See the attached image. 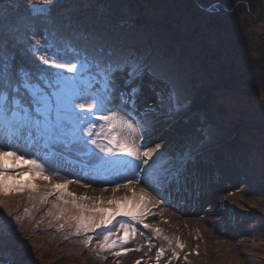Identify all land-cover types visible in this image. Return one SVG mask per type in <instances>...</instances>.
Instances as JSON below:
<instances>
[{
  "label": "rangeland",
  "instance_id": "rangeland-1",
  "mask_svg": "<svg viewBox=\"0 0 264 264\" xmlns=\"http://www.w3.org/2000/svg\"><path fill=\"white\" fill-rule=\"evenodd\" d=\"M32 3L44 6L42 0ZM32 23L54 32L48 38L58 47L103 48L105 53L111 50L113 59H131L145 68L138 81L137 111L127 118L151 122L148 143L160 144L162 156L155 175L149 170L140 183L128 187H123L126 180L135 177L122 162L114 166L122 175L103 179L108 173L74 168L62 157L54 160L58 172L45 171L47 181L26 166L10 170L8 194L0 193V227L6 233L0 240V264H148L128 259L124 250L129 243L122 239L120 223L129 224L130 230L134 226L146 244L151 242L155 260L150 264H241L245 257L250 259L246 264H264V0H55L46 18L30 16L28 0H0V30L6 44L15 48L17 57L9 55L16 75L13 65L27 53L29 62L24 61L32 72L49 67L39 60L45 53L29 51L31 30L26 26ZM118 84L123 89V80L118 78ZM89 87L99 85L86 81L84 88ZM169 92L186 108L169 113L165 99L163 105L153 104L155 112L144 113L156 93L166 98ZM219 122L221 136L213 139L209 131ZM197 141L198 153L187 165L186 178L169 183L159 169L172 168L173 157ZM26 175L29 181L19 180ZM116 184L121 187L114 191ZM168 184L175 190L184 186L178 201L175 194L169 201ZM117 209L144 212L143 222L150 227L116 216L108 226L116 233L109 243L114 240L116 246L102 248L106 230L92 221L110 218ZM81 216L87 230L79 226ZM198 240L202 256L186 249L189 241L200 246ZM161 246L165 251L157 262Z\"/></svg>",
  "mask_w": 264,
  "mask_h": 264
},
{
  "label": "snow or ice",
  "instance_id": "snow-or-ice-1",
  "mask_svg": "<svg viewBox=\"0 0 264 264\" xmlns=\"http://www.w3.org/2000/svg\"><path fill=\"white\" fill-rule=\"evenodd\" d=\"M42 3L44 6L38 7L32 0H28L29 15L46 18L55 0H42ZM26 30H31L30 51L34 55L37 52L45 53L48 58L40 56L39 60L42 65L49 67L34 72L21 68L17 80L12 72L13 57L7 54L6 41L0 30V193L8 194L6 174L10 170L26 166L47 181L50 176L44 174L46 170L59 171L54 163L55 158L67 159L71 154L87 157L89 161L94 159L104 168L116 162L124 163L135 178L127 179L123 187L140 183L141 179L149 175V170L155 175L158 171L155 165L160 161L162 153L160 144L149 146L151 122L136 117V123L127 118L137 111L141 95V84L138 81H142L145 68L131 59H113L111 50L105 53L103 48H98L96 55H88L71 46L58 47L48 38L55 33L35 23L28 24ZM118 78L123 80V89L118 84ZM85 79L90 85L98 84L99 87L84 88ZM156 96V101L146 105L144 113L155 112L153 104L163 105L165 99L169 113H177L186 108V104L171 92L166 98L162 93H156ZM116 100H119L118 105L114 103ZM122 112L126 115H121ZM137 137L141 143H137ZM21 142L23 148L19 147ZM199 144L200 141H197L181 153L179 158L173 157L176 164L172 168L159 169L165 173L169 183H179L186 178L187 165L195 159ZM37 149L41 151L38 153ZM21 151L24 155L18 154ZM29 155L32 158L26 159ZM141 173L144 176H140ZM145 182L149 181L145 179ZM149 186L154 187V184L150 183ZM54 187L62 190L64 185L55 184ZM120 187V184H116L114 191ZM69 195L75 196V193ZM145 199L142 191L141 203ZM120 215L137 221L145 229L150 227L143 222L144 212L132 210L122 213L117 209L110 218L92 221L95 228L103 227L106 230L102 248L116 246L114 240L109 243L110 237L116 233L109 230L108 226ZM77 219L81 222L80 227L86 230L89 228L83 216ZM119 229L123 230L122 239L127 242L129 224L120 223ZM131 231L134 235V226ZM155 231L160 233L161 229L156 228ZM4 235L6 233L0 227V240ZM86 243H91V237ZM180 247L184 245L180 244ZM164 251L163 246L158 249L157 261Z\"/></svg>",
  "mask_w": 264,
  "mask_h": 264
},
{
  "label": "bare ground",
  "instance_id": "bare-ground-1",
  "mask_svg": "<svg viewBox=\"0 0 264 264\" xmlns=\"http://www.w3.org/2000/svg\"><path fill=\"white\" fill-rule=\"evenodd\" d=\"M155 131H157V130H154L153 132H155ZM174 143V142H173ZM233 174L231 173V172H229V176H232ZM213 202V204L215 205V203H216V201H212ZM218 219V218H217ZM190 220H192V221H196V222H198V224H204L205 222L203 221V220H197L195 217H192V219H190ZM205 225V224H204ZM119 230V229H118ZM132 231L131 230H129V240L127 241L128 243H129V252H128V255H127V257H128V259L130 260L131 259V257H133V258H135V259H139V258H141V259H144V260H146V262L148 263V264H150V261L151 260H155V254H153L154 253V251H153V249L151 248V245L149 244V243H145V241L144 240H142L141 238H140V236L137 234V233H135L134 235H133V233H131ZM119 233H121L120 232V230H119ZM120 237H121V234H120ZM197 243L200 245V246H198V245H195V244H193L191 241H189V243H187V245H188V248H186L187 249V252L188 253H193V254H199L198 256H202V253L203 252H201V251H198V250H200V247H201V242L198 240L197 241ZM147 246H146V245ZM171 246H168V248H170ZM110 250H112V248H110ZM168 250V249H167ZM194 256V255H193ZM192 256V257H193ZM191 257V258H192ZM248 261H250V259L248 258V257H245V259L243 260V262L241 263V264H246V263H248ZM157 262H159V261H157ZM208 263L209 264H212V263H214L213 261H208Z\"/></svg>",
  "mask_w": 264,
  "mask_h": 264
},
{
  "label": "trees",
  "instance_id": "trees-1",
  "mask_svg": "<svg viewBox=\"0 0 264 264\" xmlns=\"http://www.w3.org/2000/svg\"><path fill=\"white\" fill-rule=\"evenodd\" d=\"M19 36V35H18ZM19 37H21V36H19ZM22 40H25L26 41V36H22V38H21ZM6 48H7V54H10V52L13 54V55H15L16 57H17V55H16V53H15V48L13 47H11V45H9L8 43L6 44ZM78 50H80V52L81 53H87L88 55H96V50L97 49H86L85 47H82V46H78ZM14 51V52H13ZM29 51H30V49H29ZM20 52V51H19ZM17 53H18V51H17ZM107 53V52H106ZM22 56V55H21ZM21 56L19 57V54H18V57L19 58H21ZM27 57H30V56H28V53H27ZM26 57V54H24V60L26 61V62H29V60H28V58ZM22 58H21V63H18V64H14L13 65V68H14V70H16V71H20V69L21 68H23V69H26V71H28V72H32L33 71V69L30 67V66H27V64H26V62L24 61ZM148 61H149V59H148ZM149 63V62H148ZM151 63V62H150ZM149 63V64H150ZM12 72H13V74L15 75V78L18 80L19 79V74L18 75H16L15 74V72L13 71V69H12ZM86 81H87V79H85V83L84 84H86ZM224 121H226V123L228 122L226 119L224 120ZM221 123L222 122H219V124H218V126H215V128H213L211 131H209V134L211 135V137L213 138V139H219L220 138V136H221V132H222V127H221ZM223 124H225V123H223ZM226 129V128H225ZM211 147V146H210ZM25 203H28L27 204V206H28V208H30V205L31 204H29L30 203V201H27V202H25Z\"/></svg>",
  "mask_w": 264,
  "mask_h": 264
}]
</instances>
